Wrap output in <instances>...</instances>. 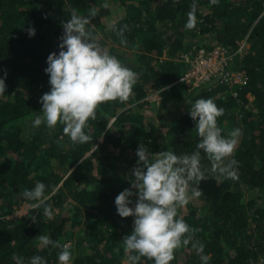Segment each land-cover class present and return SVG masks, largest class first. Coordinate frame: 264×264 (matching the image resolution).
Listing matches in <instances>:
<instances>
[{
	"label": "trees",
	"instance_id": "trees-1",
	"mask_svg": "<svg viewBox=\"0 0 264 264\" xmlns=\"http://www.w3.org/2000/svg\"><path fill=\"white\" fill-rule=\"evenodd\" d=\"M195 2L197 23L188 30L193 0H0V78L6 84L0 95V264H17L13 255L23 264L34 256L60 264L61 249L43 247L39 235L68 244L71 264H128L122 240L135 217H121L115 199L131 187L142 143L153 155L168 148L177 154L194 151L198 118L192 119L190 109L201 98L224 109L217 117L222 135L241 130L233 154L238 178L201 181V196L178 209L177 218L199 231L170 264H203L202 256L210 257L208 264H264V0ZM91 8L97 15L86 27L138 80L127 102L109 101L97 109L96 120L84 129L93 140L81 145L63 134L64 125L49 128L34 121L43 118L41 97L51 91L45 69L48 56L61 50L62 22L73 9L88 16ZM109 24L128 26L127 43ZM206 36L210 45L199 41ZM241 42L243 51L230 64V71L248 77L240 88L222 77L194 87L181 80L189 66L185 52L217 43L235 51ZM156 90L159 101L148 97ZM201 157L210 167L206 155ZM37 182L46 185L51 219L43 206L32 209L34 202L23 196ZM194 186L189 185V196ZM131 199L134 207L138 197ZM23 204L27 211L12 216ZM139 264L154 261L142 257Z\"/></svg>",
	"mask_w": 264,
	"mask_h": 264
},
{
	"label": "clouds",
	"instance_id": "clouds-1",
	"mask_svg": "<svg viewBox=\"0 0 264 264\" xmlns=\"http://www.w3.org/2000/svg\"><path fill=\"white\" fill-rule=\"evenodd\" d=\"M215 5L218 0H210ZM103 8L109 5L104 3ZM197 3L193 0L188 12L186 29L192 30L197 23ZM97 9H89L88 16L78 15L73 9L71 18L63 21L65 29L61 37L60 51L51 53L47 58L46 73L50 74L51 91L41 97L43 118L37 117L35 126L45 123L49 128L57 124L64 125L63 134L74 144H88L93 138L85 133L88 121L96 120L97 109L104 103L119 100L127 102L137 83L138 75L123 66L119 59L102 49L96 41L92 29L86 27ZM109 30L121 37L128 26L117 28L109 24ZM29 36L35 35V29H28ZM66 49V50H65ZM6 76V73H5ZM6 90L5 80L0 78V95ZM224 114L211 98H201L191 106L190 115L198 122L195 127L198 142L191 153L177 154L168 148L155 155L149 153L142 143L137 149L138 160L131 171V187L124 189L115 199L117 212L121 217L134 216V228L131 234L123 237L122 246L128 264H139L142 257L153 260L154 264H170L175 252L181 246H187L199 229L190 228L184 219L178 217V209L186 206L190 199L201 196L199 184L210 177L237 179L238 161L233 158L241 130H231L227 136L217 125V117ZM108 129L112 122L107 120ZM201 153L210 161V167L201 163ZM191 188L189 196V185ZM137 189L138 191H133ZM46 185L37 182L32 189H25L23 196L33 201L32 209L44 207V214L51 219L52 210L46 205ZM55 191V189H53ZM138 200L134 207L132 197ZM40 244L47 248L61 249L58 253L60 264H71L72 253L68 244H61L47 235H39ZM195 247V245H194ZM198 252L203 251L201 245ZM17 264L23 259L13 255ZM208 264L209 256L201 257ZM30 264H47L41 256L32 257Z\"/></svg>",
	"mask_w": 264,
	"mask_h": 264
},
{
	"label": "built area",
	"instance_id": "built-area-1",
	"mask_svg": "<svg viewBox=\"0 0 264 264\" xmlns=\"http://www.w3.org/2000/svg\"><path fill=\"white\" fill-rule=\"evenodd\" d=\"M243 43L241 42L235 51L230 50L229 47L221 43H217L210 47H194V49L185 52L183 57L189 63V66L181 80H185L190 87H194L206 80L222 77L225 82L240 88L248 81V77L242 71H230V64L235 55L243 51ZM233 94L238 95V90L234 89ZM148 97L151 100L159 101L161 98L160 91H151Z\"/></svg>",
	"mask_w": 264,
	"mask_h": 264
},
{
	"label": "rangeland",
	"instance_id": "rangeland-1",
	"mask_svg": "<svg viewBox=\"0 0 264 264\" xmlns=\"http://www.w3.org/2000/svg\"><path fill=\"white\" fill-rule=\"evenodd\" d=\"M210 38H208V36H206V37H202L199 41H202V40H204V41H206V43H211L212 42V40H209ZM195 42H197V41H195ZM210 45V44H209ZM107 47V46H106ZM248 96H249V98H250V100H252L253 99V95H250V94H248ZM238 106V105H237ZM40 110L42 111V108H40ZM27 209H28V204H23L22 206H20L18 209H16L11 215L12 216H15V215H22V214H24L26 211H27ZM125 262H126V260H125Z\"/></svg>",
	"mask_w": 264,
	"mask_h": 264
},
{
	"label": "crops",
	"instance_id": "crops-1",
	"mask_svg": "<svg viewBox=\"0 0 264 264\" xmlns=\"http://www.w3.org/2000/svg\"><path fill=\"white\" fill-rule=\"evenodd\" d=\"M15 216H17V215H15Z\"/></svg>",
	"mask_w": 264,
	"mask_h": 264
}]
</instances>
